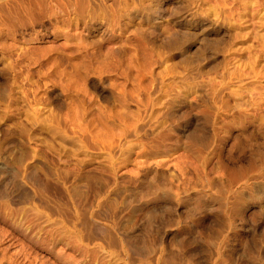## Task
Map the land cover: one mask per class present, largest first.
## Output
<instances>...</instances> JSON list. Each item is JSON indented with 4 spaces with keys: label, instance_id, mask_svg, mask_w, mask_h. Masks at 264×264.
Returning <instances> with one entry per match:
<instances>
[{
    "label": "rangeland",
    "instance_id": "1",
    "mask_svg": "<svg viewBox=\"0 0 264 264\" xmlns=\"http://www.w3.org/2000/svg\"><path fill=\"white\" fill-rule=\"evenodd\" d=\"M0 168V264H263L264 0H0Z\"/></svg>",
    "mask_w": 264,
    "mask_h": 264
},
{
    "label": "bare ground",
    "instance_id": "2",
    "mask_svg": "<svg viewBox=\"0 0 264 264\" xmlns=\"http://www.w3.org/2000/svg\"><path fill=\"white\" fill-rule=\"evenodd\" d=\"M0 170L1 171H6L4 168H0ZM146 215H147V218L148 219H151L154 216L153 213L152 212H149V211L146 212ZM229 223H231V220L230 219H227V224H229ZM260 253H261V250L258 251V254H260ZM219 260H220V263L219 264H223V262L224 263H227L228 256L227 255H222V257L219 258ZM258 260L264 264V255L263 256L259 255ZM190 264H197V263L193 261ZM234 264H237V263H234Z\"/></svg>",
    "mask_w": 264,
    "mask_h": 264
}]
</instances>
